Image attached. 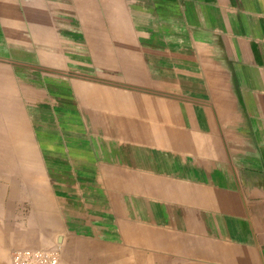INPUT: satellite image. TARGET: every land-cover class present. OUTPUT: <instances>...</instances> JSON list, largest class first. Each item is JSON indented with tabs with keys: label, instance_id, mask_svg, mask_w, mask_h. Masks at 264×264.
<instances>
[{
	"label": "crops",
	"instance_id": "crops-1",
	"mask_svg": "<svg viewBox=\"0 0 264 264\" xmlns=\"http://www.w3.org/2000/svg\"><path fill=\"white\" fill-rule=\"evenodd\" d=\"M0 183L25 246L110 208L180 260L264 264V0H0Z\"/></svg>",
	"mask_w": 264,
	"mask_h": 264
},
{
	"label": "rangeland",
	"instance_id": "rangeland-1",
	"mask_svg": "<svg viewBox=\"0 0 264 264\" xmlns=\"http://www.w3.org/2000/svg\"><path fill=\"white\" fill-rule=\"evenodd\" d=\"M164 41L163 38L156 39L157 56L163 55ZM117 42L120 49L126 47L127 40H124V44L120 39ZM171 43L173 51L187 46V41L181 44L180 40H172ZM113 58L120 62L122 56L117 53ZM112 62V65L116 66L115 61ZM111 72L118 76V70ZM17 195V185L11 184V189H6L4 183H0V264H10L12 249L29 245L20 242L19 238L25 232H19L13 221L14 217H20V208L17 207L19 204H16L15 199ZM94 211L92 208L91 217L94 223L91 230L76 229L73 224L66 223L64 215L44 214L43 229L28 232L29 236L39 239V244L31 247L53 248L65 264H193L180 260L178 254L164 252L153 245L155 241L162 239L163 235V230L156 229L157 226L141 225V240L133 242L131 232H126L125 227L116 222L110 208L108 216L102 218ZM52 223L60 224L63 229L54 230ZM58 236H61L59 241Z\"/></svg>",
	"mask_w": 264,
	"mask_h": 264
},
{
	"label": "built area",
	"instance_id": "built-area-1",
	"mask_svg": "<svg viewBox=\"0 0 264 264\" xmlns=\"http://www.w3.org/2000/svg\"><path fill=\"white\" fill-rule=\"evenodd\" d=\"M10 264H65L53 248L23 246L10 252Z\"/></svg>",
	"mask_w": 264,
	"mask_h": 264
},
{
	"label": "water",
	"instance_id": "water-1",
	"mask_svg": "<svg viewBox=\"0 0 264 264\" xmlns=\"http://www.w3.org/2000/svg\"><path fill=\"white\" fill-rule=\"evenodd\" d=\"M61 236H58V241L60 240Z\"/></svg>",
	"mask_w": 264,
	"mask_h": 264
}]
</instances>
